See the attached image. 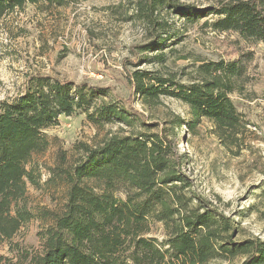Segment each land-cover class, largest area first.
Returning <instances> with one entry per match:
<instances>
[{
    "label": "trees",
    "instance_id": "obj_1",
    "mask_svg": "<svg viewBox=\"0 0 264 264\" xmlns=\"http://www.w3.org/2000/svg\"><path fill=\"white\" fill-rule=\"evenodd\" d=\"M80 0H0V18L27 5L66 6ZM202 12L179 0H145L141 10L158 33L151 50L167 43L169 26L161 11L173 10L193 23L213 15V29L232 32L247 42L264 43V0H211ZM251 51L198 67L190 85L152 72L136 71L127 78L133 97L156 107L163 96L184 102L190 119L175 127L196 131L212 124L225 147H240L248 123L232 94L239 92L253 63ZM109 91L60 81L45 75L28 79L24 91L0 102V243L10 241L24 223L48 221L40 252L18 250L15 258L0 255V264H264V240H239L238 224L191 189L184 161L166 131L111 134L94 147L78 144L80 157L68 161L64 152L48 168L47 186L64 187L61 211L33 213L28 184L39 187L42 173L35 157L48 150L47 130L61 117L84 114L98 128L109 123L146 128L145 116L131 106L105 101Z\"/></svg>",
    "mask_w": 264,
    "mask_h": 264
},
{
    "label": "rangeland",
    "instance_id": "obj_2",
    "mask_svg": "<svg viewBox=\"0 0 264 264\" xmlns=\"http://www.w3.org/2000/svg\"><path fill=\"white\" fill-rule=\"evenodd\" d=\"M142 2L80 0L60 7L39 3L0 18V102L19 96L28 79L40 74L103 88L109 91L105 101L129 105L145 116L146 124L153 125L146 128L137 123L130 128L109 123L98 128L84 114L61 117L58 125L47 130L50 147L35 157L42 178L39 187L28 184L30 210L36 214L61 211L65 205V188L44 184L48 168L56 166L64 152L70 163H76L80 143L94 147L111 134L164 130L182 156L192 191L234 218L241 232L239 240L258 236L264 240V43L215 31L213 15L188 23L175 11L164 9L156 15L170 27L168 38L163 36L167 43L162 49L149 50L158 31L148 24L146 12L140 9ZM179 3L199 12L215 6L211 0ZM247 50L255 55L248 78L231 95L248 123L240 147H225L207 122L194 132L178 129V118H191L184 102L163 96L159 106L150 108L139 96L133 97L127 81L139 71L190 85L200 76L201 64L229 60ZM48 224L38 219L24 223L10 241L0 243V255L15 258L18 250L40 252L41 233Z\"/></svg>",
    "mask_w": 264,
    "mask_h": 264
}]
</instances>
